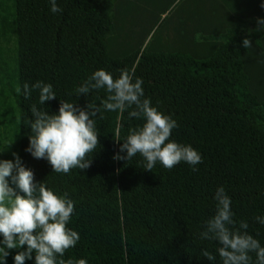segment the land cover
Returning a JSON list of instances; mask_svg holds the SVG:
<instances>
[{
  "label": "trees",
  "instance_id": "16d2710c",
  "mask_svg": "<svg viewBox=\"0 0 264 264\" xmlns=\"http://www.w3.org/2000/svg\"><path fill=\"white\" fill-rule=\"evenodd\" d=\"M259 3L56 0L61 11L51 13L48 0H0V159H12L15 152L34 182L72 200L66 227L79 239L58 261L221 264L215 241L199 238L215 211L218 186L231 200V227L245 221V231L264 245V225L254 219L264 215V30L255 22L264 18V10ZM97 69L114 78L134 69L144 97L176 120L170 139L200 154L195 170L183 162L144 170L139 154L126 161L111 158L120 144L117 135L123 141L143 120L104 110L103 89L76 93ZM37 81L50 84L56 98L39 104L38 90L31 89ZM24 83L30 88L27 98ZM59 101L99 108L98 145L88 154L87 169L52 172L46 160L24 151L32 134L30 106L52 114ZM15 251L9 250L7 264ZM205 251L215 259L209 262Z\"/></svg>",
  "mask_w": 264,
  "mask_h": 264
},
{
  "label": "clouds",
  "instance_id": "9594fccd",
  "mask_svg": "<svg viewBox=\"0 0 264 264\" xmlns=\"http://www.w3.org/2000/svg\"><path fill=\"white\" fill-rule=\"evenodd\" d=\"M49 11L58 13L61 9L56 0H48ZM259 7L264 10V0ZM259 30H264V18L257 17ZM242 46L248 47L249 40L243 39ZM133 70H121L117 77L97 69L93 71L75 91L87 95L90 91L103 89L107 93L102 106L106 111L123 114L129 118L142 119L143 123L130 129L121 141L113 160H128L139 154L143 159V169H151L159 164L171 169L183 162L195 170L201 162L200 154L189 144L170 139L171 132L178 125L170 115L164 114L144 97L142 80L133 79ZM38 90V102L56 98L52 86L40 81L31 85ZM21 92V87L16 89ZM22 94H30L28 83L22 85ZM31 135L24 149L32 158L44 159L52 172L67 174L70 169H87L90 166L89 153L98 145L96 118L99 108L86 104L83 108L73 103L59 101L55 113L49 114L30 106ZM8 145V144H7ZM6 145V146H7ZM3 151V150H0ZM12 159H0V264H7L9 250L16 249L12 264H87L86 259L58 261L64 252L75 246L79 239L76 231L67 228L74 205L67 194H57L42 182H34L33 173L21 162L20 157L11 153ZM214 213L204 222L199 238L213 240L218 245L216 253L221 264H264V245L245 231L248 227L243 220L239 228L234 224L231 200L224 188L218 186L213 193ZM264 225V215L254 217ZM254 254L255 259H252ZM209 261L215 258L205 251Z\"/></svg>",
  "mask_w": 264,
  "mask_h": 264
},
{
  "label": "rangeland",
  "instance_id": "374dc122",
  "mask_svg": "<svg viewBox=\"0 0 264 264\" xmlns=\"http://www.w3.org/2000/svg\"><path fill=\"white\" fill-rule=\"evenodd\" d=\"M171 8H172V6H170L168 10H170ZM166 14H167V12H166L163 16H166ZM163 16H162V17H163Z\"/></svg>",
  "mask_w": 264,
  "mask_h": 264
}]
</instances>
